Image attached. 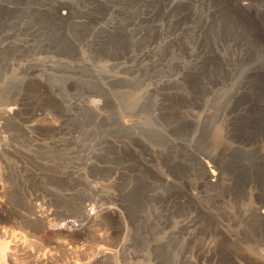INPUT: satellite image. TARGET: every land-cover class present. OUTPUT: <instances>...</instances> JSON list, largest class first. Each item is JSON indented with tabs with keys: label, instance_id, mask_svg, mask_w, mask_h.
<instances>
[{
	"label": "rangeland",
	"instance_id": "1",
	"mask_svg": "<svg viewBox=\"0 0 264 264\" xmlns=\"http://www.w3.org/2000/svg\"><path fill=\"white\" fill-rule=\"evenodd\" d=\"M0 132V264H251L264 0H0Z\"/></svg>",
	"mask_w": 264,
	"mask_h": 264
},
{
	"label": "bare ground",
	"instance_id": "2",
	"mask_svg": "<svg viewBox=\"0 0 264 264\" xmlns=\"http://www.w3.org/2000/svg\"><path fill=\"white\" fill-rule=\"evenodd\" d=\"M13 108V107H12ZM16 108H18V107H16ZM15 108V109H16ZM9 109V108H8ZM11 109V108H10ZM14 109V108H13ZM9 111V110H8ZM11 111V110H10ZM14 112V111H13ZM17 112V111H16ZM10 113V112H9ZM11 114H13V113H11ZM17 114V113H16ZM63 123V122H62ZM64 125V124H63ZM2 127V126H1ZM62 127H64V126H62ZM58 128V127H57ZM59 128H60V125H59ZM7 132V131H6ZM1 133V132H0ZM3 133H4V131H3ZM7 134V133H6ZM4 136V135H3ZM4 138H5V136H4ZM6 139V138H5ZM0 140H3V137H2V135L0 136ZM7 142V141H6ZM60 144V143H59ZM54 145V144H53ZM9 146V145H8ZM11 147V146H10ZM58 147V146H57ZM13 148V147H12ZM55 148H56V146H55ZM11 149V148H10ZM57 149V148H56ZM8 150V149H7ZM6 150V151H7ZM15 150V149H14ZM13 150V151H14ZM8 151H10V150H8ZM16 153H17V151H15ZM1 154V153H0ZM17 154H19V153H17ZM10 156H12V154L10 155ZM13 157H15V156H13ZM16 158V157H15ZM29 158V157H28ZM20 159V158H19ZM25 159H23V161H24ZM5 163V162H4ZM3 163V164H4ZM206 164V165H205ZM5 165V164H4ZM22 166H23V164H21ZM204 167H205V170H206V174H207V177H208V179H209V182L210 183H212V184H218V182H219V180H220V178H221V171H220V168L219 167H217L215 164H211V163H208V162H206V163H204ZM21 166V167H22ZM2 167H3V165H2ZM6 167V166H5ZM47 169V168H46ZM22 170V169H21ZM49 170V169H48ZM5 171V170H4ZM8 171V170H7ZM45 171V170H44ZM49 171H51V170H49ZM22 172V171H21ZM26 172H27V170H26ZM43 172V171H42ZM48 172V171H47ZM69 172V171H68ZM72 172V171H71ZM11 173V172H10ZM52 173V172H51ZM5 174H6V172H5ZM34 174V173H33ZM55 174V173H54ZM58 174V173H57ZM69 174V173H68ZM71 174V173H70ZM14 175V174H13ZM20 175V174H19ZM42 175V174H41ZM63 175V174H62ZM8 176H9V174H8ZM50 176V175H49ZM73 176V175H72ZM20 177V176H19ZM28 177V176H27ZM57 177H59V176H57ZM42 178V177H41ZM49 178V177H48ZM64 178V177H63ZM65 179V178H64ZM3 187V186H2ZM2 187H1V184H0V194H1V192H2ZM36 200V199H35ZM0 201H1V199H0ZM32 202V201H31ZM33 203V202H32ZM0 205H1V203H0ZM35 205V204H34ZM3 207V206H2ZM5 207V206H4ZM34 208V207H33ZM41 209V208H40ZM35 210V209H34ZM37 210V209H36ZM41 210H43V208L41 209ZM87 210V215L89 216V217H94L95 215H96V213L94 212L95 210L94 209H86ZM7 211V210H6ZM8 211H10V210H8ZM4 212V211H3ZM39 212L40 211H38V213H36V214H38L39 215ZM83 212V211H82ZM111 212V211H110ZM41 213H43V211H41ZM40 213V214H41ZM112 214V213H111ZM261 214H262V216L264 217V209L261 211ZM2 214L0 213V216H1ZM33 215V214H32ZM37 215V216H38ZM49 216H50V214H49ZM4 217V216H3ZM3 217H1V218H3ZM22 217H24V216H22ZM21 217V218H22ZM30 217V216H29ZM43 217H45V218H47L48 219V216H44V214H43V216H38V218H40V219H43ZM25 218V217H24ZM37 218V217H36ZM52 219V218H51ZM55 219H57V218H55ZM54 219V220H55ZM53 220V219H52ZM53 220V221H54ZM29 221V220H28ZM39 221H41V220H39ZM49 221V220H48ZM56 221V220H55ZM54 221V222H55ZM50 222V221H49ZM52 222V221H51ZM50 222V223H51ZM25 223H27V222H25ZM35 223H37V222H35ZM28 224V223H27ZM38 224V223H37ZM41 225H40V228L42 229V230H47V226H46V224L43 222V221H41V223H40ZM67 224V223H66ZM35 225V224H34ZM67 225H73L74 227H80V226H78V225H76L74 222H71V223H69V224H67ZM39 226V225H38ZM62 226V225H61ZM64 226V225H63ZM81 228H83V226H81ZM80 229V228H79ZM56 230H57V228H56ZM56 230H54V231H56ZM65 230H66V228H65ZM68 230H69V228H68ZM62 231H63V229H62ZM64 232V231H63ZM62 232V233H63ZM67 232V231H66ZM0 250H2L1 248H0ZM113 250H115V249H113ZM112 250V251H113ZM119 250V249H118ZM4 251H5V249H4ZM7 252H8V249L6 250ZM102 251V250H101ZM103 251H105V250H103ZM103 251H102V253H103ZM107 251V250H106ZM3 251H1L0 253H2ZM109 253V252H108ZM118 253V252H117ZM5 254V253H4ZM7 254V253H6ZM101 254V253H100ZM109 254H112V252H110ZM115 255V254H114ZM114 255H112V256H114ZM2 256V255H1ZM111 256V257H112ZM110 257V256H109ZM115 257V256H114ZM98 260H99V258H98ZM99 262V261H98ZM250 262H251V264H264V257L263 258H260V259H251L250 260ZM4 264H5V262H4Z\"/></svg>",
	"mask_w": 264,
	"mask_h": 264
}]
</instances>
